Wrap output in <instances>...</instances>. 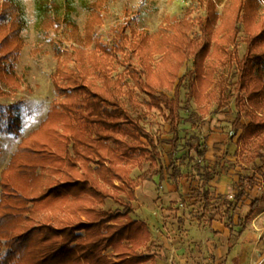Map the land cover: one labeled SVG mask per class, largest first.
I'll return each instance as SVG.
<instances>
[{
    "label": "trees",
    "instance_id": "obj_1",
    "mask_svg": "<svg viewBox=\"0 0 264 264\" xmlns=\"http://www.w3.org/2000/svg\"><path fill=\"white\" fill-rule=\"evenodd\" d=\"M6 1L7 6L0 9V27L22 28V5ZM100 1L85 4L92 21L85 38L73 40L78 45L75 67H68L60 53L57 55L61 61L52 74V82L60 100L53 102L39 128L20 142L1 173L0 249L4 247L5 253L0 264H155L148 247L140 251L150 243L148 225L130 217L134 209L129 203L135 200L130 174L140 169L143 162L150 163L152 175H159L160 180L163 170L154 169L160 158L153 137L138 118L132 117L122 100L125 96L135 102L132 93L124 90L127 83L111 76L110 66L119 61V55L124 56L122 61L126 62L133 86L146 97L147 108L168 113L166 120L172 136L165 170L168 179L176 183L181 178L180 167L188 161L201 176L203 187L217 175L203 165L206 144L191 138L187 153L175 157L179 142V90L181 83L187 81L188 98L199 105L206 104L207 92L215 87L218 66H223L231 55L236 58L234 95L223 97L221 87L215 89L222 100L234 97L233 133L240 132L237 142L249 145V161H258L260 166L254 175L238 180L231 200L224 198L229 252L264 202L259 191L248 212L233 222L238 203L258 184L256 172L264 184V11L259 12V0H228L221 13L217 10L221 0H202L204 17L193 19L186 14L161 26L153 36L132 33V40L122 32L109 47L93 34L104 11ZM7 19L10 23L5 25ZM49 22L58 27H75L67 18L45 13L41 23ZM196 27L197 37L193 34ZM240 33L244 34L245 53L237 59ZM9 38L10 33L4 37ZM132 54L136 55V66L131 62ZM154 55H161V59L152 65ZM188 61L191 69L178 78ZM6 76L10 77L0 71V78ZM162 90L173 91V97ZM10 131L17 132V128L11 126ZM120 194H125L129 203L119 199ZM202 197L207 204L208 192ZM108 199L122 209L105 211Z\"/></svg>",
    "mask_w": 264,
    "mask_h": 264
},
{
    "label": "rangeland",
    "instance_id": "obj_2",
    "mask_svg": "<svg viewBox=\"0 0 264 264\" xmlns=\"http://www.w3.org/2000/svg\"><path fill=\"white\" fill-rule=\"evenodd\" d=\"M13 1L22 5L25 24L22 28L20 25L10 28V21L7 19L4 23L8 26L0 27V71L10 76L0 78V177L20 142L39 128L53 102L60 100L52 82V74L61 61L57 55L60 53L68 67H75L73 59L78 45L73 40L85 38L92 21L91 12L85 8V4L95 0ZM226 1L228 0L219 2L218 13H221ZM201 2L202 0H102L100 4L104 11L93 34L102 45L108 47L115 43L116 35L122 32L131 40L132 33L142 32L153 36L161 26L170 25L186 14L193 19L204 17ZM259 4V12L262 14L264 0H259ZM54 5L59 7L55 8ZM4 6H7V1L0 0V9ZM45 13L67 18L75 27L64 24L58 27L50 22L42 25ZM13 18L12 16L11 21ZM8 33L10 38L4 39ZM193 34L195 37L199 36L197 27ZM229 49L232 51L233 47ZM235 52L237 59H241L245 53L243 33L238 36ZM118 57L119 61H113L110 66L111 76L114 79L123 78L127 83L124 90L132 93L135 102L131 103L125 96L122 100L132 117L138 118L142 128L153 137L160 158L154 169L156 172L160 168L163 170V179L160 180L159 175H152L150 163L143 162L140 169L136 168L130 174L135 200L129 203L125 194L119 195V199L129 203L134 209L130 217L144 221L149 226L152 244L143 246L140 251H145L148 247L154 255L155 264H168L173 257L184 258L185 264H264V202L248 221L243 236L232 252L234 254L228 255L226 248L223 250L225 237L228 236L224 198L231 200L238 180L254 175L255 169L260 166L258 161H249V145L237 142L240 132L233 133L232 124L236 118L234 97L222 100V96L217 94L219 91L215 89L219 85L223 97L234 95L236 58L231 55L223 66H218L214 75L215 87L207 92L209 97L206 104L199 105L188 98L187 81L181 83L179 90V142L175 157L180 158L187 153L191 138L206 144L203 165L213 169L217 175L203 187L201 176L193 163L188 161L180 167L181 178L176 183L168 179L165 170L169 165V140L172 138L169 122L166 120L168 113L165 110L147 108L146 97L133 86L128 77L129 69L124 64L126 62L122 61L124 56ZM160 59L161 55H154L152 65L157 64ZM136 60V55L132 54L133 66H136ZM190 69L191 61L184 63L178 78ZM160 92L169 98L173 97V91ZM11 126L17 128V132L10 131ZM256 179L257 186L238 203L233 214L234 223H237L238 217H243L248 212L254 195L260 191L264 197V184L257 172ZM205 191L208 192L207 204L202 197ZM117 209L122 208L111 200L105 201V211ZM234 231L237 233L239 226ZM157 252L160 256L155 254ZM4 253L5 248L2 247L0 258Z\"/></svg>",
    "mask_w": 264,
    "mask_h": 264
},
{
    "label": "crops",
    "instance_id": "obj_3",
    "mask_svg": "<svg viewBox=\"0 0 264 264\" xmlns=\"http://www.w3.org/2000/svg\"><path fill=\"white\" fill-rule=\"evenodd\" d=\"M109 200V199H108ZM106 202H107V200H106ZM144 222V221H143ZM146 223V222H145ZM147 224V223H146ZM148 228H149V226H148ZM228 230V229H227ZM150 231V230H149ZM245 232V231H244ZM244 234V233H243ZM243 234L241 235V237L243 236ZM225 236H226V234H225ZM224 236V237H225ZM228 237H229V231H228V236H227V238L225 237V242H224V244H225V246L223 247V250H225V248H226V251H227V240H228ZM241 237H240V239H241ZM240 239L238 240V242L240 241ZM238 242H237V244H238ZM150 244H152L151 243V234H150V243L148 244V245H150ZM237 244H236V246H237ZM154 246H158V244H154ZM236 246L234 247V248H232L229 252H227V254L228 255H230L232 252H233V250H235V248H236ZM157 249V248H156ZM153 254V253H152ZM156 255H158V256H160V253L159 252H157V253H155ZM232 254H234V253H232ZM233 256H235V255H233ZM236 258V257H235ZM234 259V258H233ZM206 262V261H205ZM168 264H185V259L184 258H181V257H173L172 259H169V261H168Z\"/></svg>",
    "mask_w": 264,
    "mask_h": 264
}]
</instances>
